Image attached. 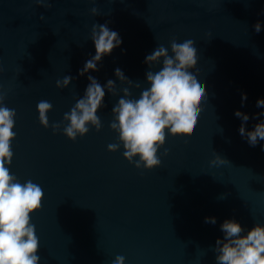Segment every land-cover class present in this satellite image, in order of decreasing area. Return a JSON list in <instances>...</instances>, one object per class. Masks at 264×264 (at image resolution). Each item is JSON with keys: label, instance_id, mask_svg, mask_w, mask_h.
Masks as SVG:
<instances>
[{"label": "water", "instance_id": "obj_1", "mask_svg": "<svg viewBox=\"0 0 264 264\" xmlns=\"http://www.w3.org/2000/svg\"><path fill=\"white\" fill-rule=\"evenodd\" d=\"M0 264H264V0H0Z\"/></svg>", "mask_w": 264, "mask_h": 264}]
</instances>
